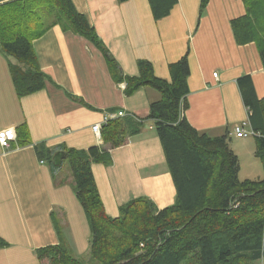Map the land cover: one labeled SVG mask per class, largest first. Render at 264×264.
Instances as JSON below:
<instances>
[{
	"label": "crops",
	"instance_id": "1",
	"mask_svg": "<svg viewBox=\"0 0 264 264\" xmlns=\"http://www.w3.org/2000/svg\"><path fill=\"white\" fill-rule=\"evenodd\" d=\"M13 1L0 0V6ZM71 2L125 76H137L138 61H147L157 78L169 81V65L187 55L184 117L210 137L228 131L230 142L236 140L229 147L238 157L240 171L244 141L232 130L235 125L249 127V114L237 80L249 76L257 98L264 99L261 43L238 45L231 30V20L245 14L242 0H209L201 16L200 0H177L159 20L148 0ZM45 13L38 12L43 22ZM45 22V31L32 39L37 65L46 76L42 90L19 98L8 67L14 60L0 52V131L15 132L9 148L0 146V243L4 244L0 264H47L38 259L37 250L60 243L70 253H89L91 232L70 169L62 172L63 161L55 167L52 157L65 148L108 149L92 126L109 112L124 111L143 121L139 132L122 146L108 149L110 165H91L105 213L117 218L119 208L137 198L161 210L176 198L154 121L146 120L159 92L144 87L124 95L125 83L113 80L95 46L56 17ZM245 146V153L248 149L254 153L255 144ZM39 147L50 152L51 162L38 156ZM253 264H264V257Z\"/></svg>",
	"mask_w": 264,
	"mask_h": 264
},
{
	"label": "trees",
	"instance_id": "2",
	"mask_svg": "<svg viewBox=\"0 0 264 264\" xmlns=\"http://www.w3.org/2000/svg\"><path fill=\"white\" fill-rule=\"evenodd\" d=\"M120 3L128 0H118ZM155 20L166 17L177 0H148ZM209 0H200L201 16ZM245 14L231 20L236 44L260 41L264 67V0H242ZM54 6L60 20L95 46L106 60L116 83H125L124 95L144 87L159 92L146 120L154 121L176 198L172 206L158 210L147 199H133L119 208L117 218L103 208L91 171L93 163L111 164L108 149L122 146L139 132L143 119L126 117L102 128V145L88 150L65 148L75 195L90 228L89 257L97 264H253L264 257V177L239 180V160L230 149L229 132L210 137L196 131L184 117L187 109V55L169 65L170 80L157 78L152 65L138 61V75L125 76L98 39L95 30L79 14L71 0H15L0 6V52L12 58L9 71L19 98L40 91L46 76L40 71L32 39L47 26L36 9ZM248 110V124L255 141L254 156L264 169V99L255 94L249 76L237 80ZM40 158L51 162L50 152L37 148ZM4 244L0 243V248ZM49 264H84L63 243L37 250Z\"/></svg>",
	"mask_w": 264,
	"mask_h": 264
},
{
	"label": "rangeland",
	"instance_id": "3",
	"mask_svg": "<svg viewBox=\"0 0 264 264\" xmlns=\"http://www.w3.org/2000/svg\"><path fill=\"white\" fill-rule=\"evenodd\" d=\"M36 11L39 13L42 11L46 12L45 13L46 22L45 21L44 22L48 24L51 22V19L54 18L58 13V10L50 4H42V6L38 7ZM263 20L264 19H261V23H263ZM241 139H243L244 142L240 143V146L243 147V149L245 150L241 157L240 171L238 174L239 180H244V179L255 180V179L263 178L264 169L261 161L254 156V153H251V150L249 152L248 149V153H245L247 151V147L245 145L247 144L254 145L255 144L254 138L249 136L247 138H241ZM235 141L236 140H234V138H231L232 143L230 142V145L233 144V142ZM60 167L62 169V172H65L66 170L69 171V166L66 159L63 160L62 165ZM71 255L75 259L82 261L84 264H97L96 262L90 260L88 253L82 255L81 254L76 255L71 253ZM45 263L49 264V261L45 260Z\"/></svg>",
	"mask_w": 264,
	"mask_h": 264
},
{
	"label": "built area",
	"instance_id": "4",
	"mask_svg": "<svg viewBox=\"0 0 264 264\" xmlns=\"http://www.w3.org/2000/svg\"><path fill=\"white\" fill-rule=\"evenodd\" d=\"M216 73L213 74L216 77ZM127 115L124 111H116L107 113L100 123H96L92 126L93 133L100 138L102 128L107 125L110 121L117 119L126 118ZM135 119L134 117H132ZM232 133L237 138H247L249 136L253 137L254 134L251 129L246 124L235 125L233 127ZM15 140V132L12 129H5L0 131V146L3 149L9 148L10 144Z\"/></svg>",
	"mask_w": 264,
	"mask_h": 264
},
{
	"label": "water",
	"instance_id": "5",
	"mask_svg": "<svg viewBox=\"0 0 264 264\" xmlns=\"http://www.w3.org/2000/svg\"><path fill=\"white\" fill-rule=\"evenodd\" d=\"M65 159V152L59 151L56 152L52 157V163L55 167H59L61 162Z\"/></svg>",
	"mask_w": 264,
	"mask_h": 264
}]
</instances>
